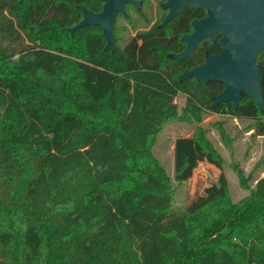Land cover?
Returning <instances> with one entry per match:
<instances>
[{"label": "trees", "instance_id": "16d2710c", "mask_svg": "<svg viewBox=\"0 0 264 264\" xmlns=\"http://www.w3.org/2000/svg\"><path fill=\"white\" fill-rule=\"evenodd\" d=\"M83 3L0 0V264H151L149 255L153 264H264V175L248 188L239 174L248 195L234 204L221 174L199 201L172 213L170 179L152 155L168 122L200 123L209 111L252 120L264 135V111L244 96L236 111L211 109L221 86L177 85L160 68L169 49L152 33L113 54L97 27L71 36ZM260 95L264 103V73ZM67 125L84 129L55 152ZM100 131L117 159L96 178L79 148ZM202 161L223 169L196 128L174 141L172 181L184 183ZM151 213H170L178 229L150 222Z\"/></svg>", "mask_w": 264, "mask_h": 264}, {"label": "rangeland", "instance_id": "374dc122", "mask_svg": "<svg viewBox=\"0 0 264 264\" xmlns=\"http://www.w3.org/2000/svg\"><path fill=\"white\" fill-rule=\"evenodd\" d=\"M92 31L98 33L99 29H92ZM132 35V25L129 24V21L118 19L114 31L117 49L122 50L124 43ZM185 102L186 97L180 93L177 94L174 104H176L179 113L184 108ZM254 125V121L249 119L205 111L200 123L189 124L171 121L163 126L156 138L152 155L170 179L169 212L180 213L189 205L199 201L203 196L204 189L216 183L221 174L224 175L227 181L228 195L232 203L235 204L248 195L247 190L240 185L239 174L247 180L248 188H253L256 181L264 175V135H259ZM196 128H201L204 131L205 139L221 159L223 169L222 171L218 170L207 162L202 161L184 183L178 184L172 181L173 144L177 138L192 137ZM83 129L82 125H67L63 144L59 148H54L55 152L60 153L70 149L75 133L83 131ZM113 147L115 148L114 145ZM79 149L89 160L96 178H99L101 165H103L102 167L104 165L111 167L117 159L113 154L111 135L106 131L88 134ZM120 156L122 159L124 158V155ZM166 206L167 203L164 204V207ZM151 216L153 218L149 219L150 222L168 223L169 225H174L173 227L176 230L178 229V221L170 213L161 215L151 213ZM157 236L161 237L160 235ZM149 237L154 241L158 239L155 235H151V231ZM166 246L169 251H174L171 241L166 243ZM154 255L161 257L158 253ZM153 257L152 255L148 256V263L153 264V261L156 262Z\"/></svg>", "mask_w": 264, "mask_h": 264}, {"label": "water", "instance_id": "95a60500", "mask_svg": "<svg viewBox=\"0 0 264 264\" xmlns=\"http://www.w3.org/2000/svg\"><path fill=\"white\" fill-rule=\"evenodd\" d=\"M23 0H20L22 2ZM127 3L139 7L137 0H104L101 13L93 14L83 6L77 7L82 13L80 22L67 29L72 36L77 30L100 27L105 40L103 50L114 53V20L118 13H125ZM191 8H205L208 17L192 24L193 33L184 37L187 47L181 55H169L168 58L181 60L189 54L204 38L214 40L217 31L222 38L217 44L224 51L217 57H206V61L179 79L196 78L204 83L217 82L224 86L223 91L212 98L211 108L231 103L237 109L243 94L252 101L260 112L264 103L260 95V75L264 70V58L256 65L257 55L264 51V0H167L164 8L169 11L161 26L173 20L183 5Z\"/></svg>", "mask_w": 264, "mask_h": 264}, {"label": "flooded vegetation", "instance_id": "af4514ba", "mask_svg": "<svg viewBox=\"0 0 264 264\" xmlns=\"http://www.w3.org/2000/svg\"><path fill=\"white\" fill-rule=\"evenodd\" d=\"M83 1H84L83 4H79L76 6V10L80 15V19L78 22H80L83 17L82 13L77 9V7L79 6H83L85 9H87L89 12L93 14L101 13L102 7L104 5V0H83ZM137 1L140 3L139 7H136L134 4L127 3L124 6L125 13H118L116 15L113 24L114 26L113 37H114L116 21L118 19L128 20L129 24L132 25V31H133V35L128 39V41L124 43L122 49H124L125 46L128 44V42H130L132 39H138L136 40V43L138 46H140L141 40L138 37L141 35H147L152 33V36H156V37L159 36L161 38L160 44L165 45L169 49V51L165 52L164 54L163 62H161L160 65L161 70L165 71L166 73H169L172 80L173 81L175 80L177 82V85L181 87L196 88L200 86L206 87L208 85H214V84L220 85L221 90L219 91V93L211 97V105H212V98L218 96L224 89V86L221 83L210 82V81L204 83L202 81L197 80L196 78H188L185 80L184 79L180 80L179 78L182 75L188 73L189 71L201 66L206 61L207 56L213 58V57H217L221 52H223L224 51L223 47L217 44V42L222 38V36L217 31H214L213 32V36L215 37L214 40L209 38L202 39L195 46V48L185 56V58L181 60H173L168 58L169 55L183 54V52L187 47V43L185 42V40H183V38L190 36L193 33L194 30L192 26L193 23L203 21L208 17L206 9L205 8L193 9L188 4H185L181 8L177 16L173 20L168 22L166 26L162 27L161 24L166 19L169 13V11L164 8L165 4L167 3V0H137ZM98 4H99V11L98 12L91 11V6ZM4 14L8 16L7 12H4ZM97 28H99L100 36L102 37L101 28L100 27ZM104 45H105V40H104ZM115 47H116L115 49L116 51L117 50L116 39H115ZM263 58H264V51L260 52L257 55L255 64L260 65ZM263 73L264 70H262L261 75ZM182 95L186 97L185 94ZM242 96L244 95L241 94L238 105L241 103ZM226 104L232 107L231 103H226ZM221 105L216 106L215 108L220 107ZM215 108H211V109H215ZM224 110L228 111V108L225 107ZM236 110L233 109V111ZM220 115H230V114H220Z\"/></svg>", "mask_w": 264, "mask_h": 264}]
</instances>
